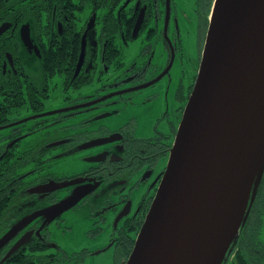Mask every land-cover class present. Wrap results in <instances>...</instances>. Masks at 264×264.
<instances>
[{
  "label": "flooded vegetation",
  "instance_id": "flooded-vegetation-1",
  "mask_svg": "<svg viewBox=\"0 0 264 264\" xmlns=\"http://www.w3.org/2000/svg\"><path fill=\"white\" fill-rule=\"evenodd\" d=\"M214 1L0 0V264L126 263ZM129 105L151 114L147 135L137 115L112 124ZM263 184L224 264H264ZM72 220L87 225L74 249Z\"/></svg>",
  "mask_w": 264,
  "mask_h": 264
},
{
  "label": "water",
  "instance_id": "water-1",
  "mask_svg": "<svg viewBox=\"0 0 264 264\" xmlns=\"http://www.w3.org/2000/svg\"><path fill=\"white\" fill-rule=\"evenodd\" d=\"M263 172L264 0H215L195 83L125 264H224Z\"/></svg>",
  "mask_w": 264,
  "mask_h": 264
},
{
  "label": "rangeland",
  "instance_id": "rangeland-1",
  "mask_svg": "<svg viewBox=\"0 0 264 264\" xmlns=\"http://www.w3.org/2000/svg\"><path fill=\"white\" fill-rule=\"evenodd\" d=\"M190 76L186 77V79H189ZM160 86L156 88L157 91H160L161 93H166L167 91V83H162L161 82L159 83ZM169 99H171V96H169ZM170 105H167L164 107V111H168L169 114H170V117L172 116V108H173V105L171 104L172 102L169 101ZM130 104V103H129ZM130 106V105H129ZM130 110H128L127 114H120L119 116H116V118L112 119V124H115V125H119L120 123H122L123 121H125V117L127 116V118H129L128 116L130 115H137V122H138V129H139V133L140 134H143V135H147L149 133V130H150V125L151 123L150 122H153V119L150 117L151 114L148 115L147 113V110H145L143 107V109H140L138 108H134L133 107H129ZM133 109V111H132ZM151 113V112H150ZM141 114H144V117L142 116L141 119H140V116ZM103 120V119H101ZM159 129H161L162 131H166V128H164V126H161L159 127ZM79 164L78 161H71L70 164V170H71V167L73 168L74 165L76 164ZM166 163V162H165ZM79 221L78 220H72L70 221L69 223L73 225L71 231H70V234L68 235V238H67V242H70L71 244V248L74 249V248H77L80 244H83V242L86 241V236H85V230L87 228H83V227H86L87 225H83L82 227V224L81 223H78ZM74 223V224H73ZM77 246V247H76Z\"/></svg>",
  "mask_w": 264,
  "mask_h": 264
},
{
  "label": "trees",
  "instance_id": "trees-1",
  "mask_svg": "<svg viewBox=\"0 0 264 264\" xmlns=\"http://www.w3.org/2000/svg\"><path fill=\"white\" fill-rule=\"evenodd\" d=\"M261 188H262V192H264V184L261 186Z\"/></svg>",
  "mask_w": 264,
  "mask_h": 264
}]
</instances>
